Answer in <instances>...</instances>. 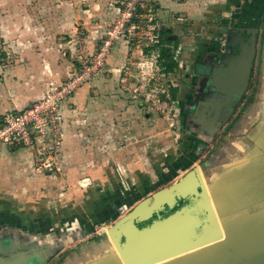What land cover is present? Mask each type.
Returning a JSON list of instances; mask_svg holds the SVG:
<instances>
[{
    "label": "rangeland",
    "instance_id": "obj_1",
    "mask_svg": "<svg viewBox=\"0 0 264 264\" xmlns=\"http://www.w3.org/2000/svg\"><path fill=\"white\" fill-rule=\"evenodd\" d=\"M124 2L126 0H0V68L24 65L29 62H25V56L30 53L39 56L48 49L63 56L60 63H64V73L68 75L52 88L64 86L87 68L92 69L90 77L81 85L88 87L78 103L73 101L77 89L64 100L65 135L62 144L53 149L55 167L51 175L42 176L47 196L40 207L37 206L47 210L41 213V222L46 228L54 226L52 221L62 223L65 220L64 225L73 221L77 229L75 234L83 228L97 232V238L87 240L101 239L99 235L103 236L118 218L158 190L168 189L173 193L178 187L188 190L189 182L195 180V168L201 170L203 155L228 132L229 124L235 120L232 116L226 118L229 124L210 143H206L203 136L197 137L202 130L208 133L206 121L201 116L205 104L215 99L213 85L220 80L221 69L230 67L229 61H221L222 57L231 50L234 55L242 53L246 44V39L241 43L237 38L242 34L241 27H236L238 35L235 31L229 32L230 37L226 34L227 42L218 50L214 44L205 45L209 38L200 39L201 35L196 34L198 29L192 28L184 18L174 16L169 21L166 17H154L157 8L152 0L150 12L138 26L121 30ZM61 6L63 11L59 12ZM105 10L113 14L104 18L98 13L100 17L94 15L97 11L104 14ZM152 10L155 13L152 14ZM71 12L76 16L78 12L83 13L90 25L102 27H95L97 29L92 32L87 25H82V17H79L80 23L71 24ZM259 14H264V4ZM166 28H172L177 35L188 32V37H192L180 39L179 46H169L179 63L169 76L156 66L158 52L152 56V51H146L156 44L159 32ZM260 36L256 33L257 67L263 55L264 30ZM119 43H123L132 58L121 76L106 70L110 54L120 47ZM215 59L218 64L216 70H212L214 81L197 79L195 75L200 64H211L215 68ZM133 61L143 62L148 71L131 64ZM41 64L48 66L44 60ZM45 68L47 71L48 67ZM172 88L177 89L174 98ZM211 108L213 115L215 108ZM74 131L79 140L73 138ZM184 177L190 181L180 183ZM109 197L111 213L105 216L102 215L104 203ZM32 200L31 204H39L36 197ZM51 210L55 215L50 219L48 212ZM93 212L97 213V222L91 217ZM43 239H47L50 246L55 238ZM64 240L69 241V238L64 236ZM85 242L77 241L64 251L58 248L49 264H60L65 256L72 254L74 246H83Z\"/></svg>",
    "mask_w": 264,
    "mask_h": 264
},
{
    "label": "crops",
    "instance_id": "obj_2",
    "mask_svg": "<svg viewBox=\"0 0 264 264\" xmlns=\"http://www.w3.org/2000/svg\"><path fill=\"white\" fill-rule=\"evenodd\" d=\"M153 1V6L157 8L156 13L152 10V14L155 13L154 17L155 15L160 18L166 17L169 21L174 16H179V19L184 18L192 28L198 29L199 33L196 34L201 35L200 39L209 38L205 41V45L214 44L218 50H221L219 49L221 44L226 43L228 39L226 34L230 37L229 32L235 31L238 35L240 27L243 35L237 38L242 40L241 43L246 39L244 45H247L242 47V53L238 55H234V50H231L225 58L222 57L221 61H229L230 67L221 69L220 80L213 85L215 99L212 104L207 102L204 107V115L201 117L206 121L205 128L208 129V133L204 130L199 132L205 142L210 143L229 124L226 123V118L231 116L235 118L229 124L228 132L220 136V140L216 141L213 148L206 151L203 155L204 160L200 162V172L208 183L232 243L225 247V243L223 244L221 240L211 247L200 248L158 264H264V48L261 64L258 67L259 55L255 53L256 33H259L260 38L264 30V14H259L264 0ZM60 9L59 12L63 11V6ZM109 11L105 10L104 14L97 11L94 15L98 17L102 15L104 18L113 14ZM82 15L83 13L79 14V12L77 16L72 13L70 23L73 24L74 21L80 23L79 17H82V25H87L90 31L94 32L97 29L95 27H102L99 24L90 25L88 17ZM243 28L247 30L243 31ZM166 29L173 31L172 28ZM188 34L185 32L177 35L173 31L178 46L181 40L192 38L188 37ZM249 35L251 37H248ZM217 38L221 39V42L217 41ZM210 39L212 41L207 42ZM119 44L122 49L116 47L113 50L106 70L121 76L132 58L123 43ZM148 49L146 51H152V56L157 53L156 50ZM47 50L39 56L33 53L25 56L27 60L25 62H29L24 65L0 68V118L9 111L31 106L44 97L52 89L51 86L66 79L68 75L64 73L66 70L64 63H60L63 56ZM42 60L48 63V66H43ZM215 62V68L211 64L202 62L199 70L196 71V78L202 81L209 78L213 82L212 70H216L218 59H215ZM130 63L140 65L142 70L148 71L143 62ZM245 65L249 67V78L245 89L241 90L240 75ZM45 67H48L47 71ZM255 77L256 81L253 82ZM87 87V85L79 87L73 101L78 103L77 100L83 97ZM210 106L215 108L213 115L210 113ZM72 135L79 140L75 131ZM203 147V145L200 147V151ZM37 153L36 150L29 148L0 147V264H49L52 257L46 256L48 241L43 239L48 236L55 238L51 240L50 245L57 243L61 245L59 248L62 251L77 241H87L83 246H74L70 252L72 254L65 256L60 264H124L108 230L103 236L98 234L101 239L87 240L90 237L97 238L98 236H95L97 232L83 228L82 232L75 234L77 229L73 227V221L70 223L72 228L69 227L68 222L64 225L65 220L62 223L52 221L54 224L52 228H46V224L41 222V213H47L46 209L37 208L47 196L44 191L47 186L42 176L43 174L50 176L51 171L37 168ZM192 166L195 167L196 163ZM33 196L39 201V204H34L36 207L31 204ZM173 199H170V206L166 208L173 207ZM111 205L109 197L105 200L102 215L111 213ZM48 214L50 219L55 215L53 210ZM96 214L93 212L91 216L94 222H97ZM160 216L164 218L168 215L163 211L154 213L152 218L138 226H146L153 220L160 219ZM55 219L57 221V218ZM64 236H67L69 241L64 240Z\"/></svg>",
    "mask_w": 264,
    "mask_h": 264
},
{
    "label": "water",
    "instance_id": "obj_3",
    "mask_svg": "<svg viewBox=\"0 0 264 264\" xmlns=\"http://www.w3.org/2000/svg\"><path fill=\"white\" fill-rule=\"evenodd\" d=\"M242 70L240 75L241 90L246 87L249 67L245 65ZM195 172L197 179L201 181L197 168H195ZM188 181L190 179L184 177L181 178L180 183ZM202 188V194H198L204 197L205 202L199 201L198 205L202 210L208 212L207 219H201L197 214H194L196 210L194 206H183L173 214L164 218L160 216V219L153 220L146 226H138L152 218L154 213L164 211L166 207L170 206L171 198H185L188 194L187 188L178 187L175 188L174 193L168 189L154 192L151 198L140 201L127 215L121 217L110 227L108 233L124 264H158L200 248L211 247L221 240L223 244L225 243V247L227 244H231L232 239L228 235L224 222L221 219L223 227L219 228L203 185ZM161 192L164 194L157 197ZM143 204H147V207L142 213H139L138 209ZM59 247L61 245H57V243L48 245L46 256L52 257Z\"/></svg>",
    "mask_w": 264,
    "mask_h": 264
},
{
    "label": "built area",
    "instance_id": "obj_4",
    "mask_svg": "<svg viewBox=\"0 0 264 264\" xmlns=\"http://www.w3.org/2000/svg\"><path fill=\"white\" fill-rule=\"evenodd\" d=\"M151 2L152 0H126L119 25L121 30L138 26L139 21L150 12ZM91 70L87 68L68 80L64 86L52 88L31 106L4 114L0 118V147L36 150L37 168L52 171L55 167L53 149H57L63 139L64 100L81 87L92 74Z\"/></svg>",
    "mask_w": 264,
    "mask_h": 264
},
{
    "label": "flooded vegetation",
    "instance_id": "obj_5",
    "mask_svg": "<svg viewBox=\"0 0 264 264\" xmlns=\"http://www.w3.org/2000/svg\"><path fill=\"white\" fill-rule=\"evenodd\" d=\"M199 136L201 137L202 135L199 133L197 135V137H199ZM189 183L190 184H189L187 196L185 198L175 197L172 200V203H173L172 206L173 207H170L171 209L170 208L169 209L165 208L163 213L167 212V215H170V214H173L174 212H176L178 209H180L183 206H186V207L194 206L196 208L194 214H197L198 217H200L201 219H207L208 212H206L205 210H202L201 207L198 205L199 201L205 202L204 197L202 195L201 196L199 195V194H202V192H203L202 181H199L197 179L196 175H195V180H193L192 182H189ZM204 189H205L206 193H207L206 189L208 190V193L210 195V197L208 196V198L211 200V202L210 201L209 202L211 203V206L213 207V212L215 213V218H216V221H217V225L219 226V228H221L222 227L221 215H220V213L218 211V206L215 203L212 194L210 193V190H209V187H208V183H207L206 180H205ZM145 205H147V204H145ZM199 232H201L200 229H199Z\"/></svg>",
    "mask_w": 264,
    "mask_h": 264
},
{
    "label": "trees",
    "instance_id": "obj_6",
    "mask_svg": "<svg viewBox=\"0 0 264 264\" xmlns=\"http://www.w3.org/2000/svg\"><path fill=\"white\" fill-rule=\"evenodd\" d=\"M171 45L177 46L178 41L171 29H163L159 32V38L156 44L150 46L148 49L149 51L156 50L158 52L157 66L160 68L161 72L166 75L173 73L179 65L177 58L171 52V48H169ZM176 91V88H172L173 98Z\"/></svg>",
    "mask_w": 264,
    "mask_h": 264
},
{
    "label": "bare ground",
    "instance_id": "obj_7",
    "mask_svg": "<svg viewBox=\"0 0 264 264\" xmlns=\"http://www.w3.org/2000/svg\"><path fill=\"white\" fill-rule=\"evenodd\" d=\"M199 176H200V179H201V181H202L203 186L205 187V179H204V176L202 175L201 172H200ZM206 191H207V196L210 197V195H209L207 189H206ZM208 199H209V198H208ZM209 201L211 202L210 199H209ZM146 207H147V206H146L145 204L141 205V207L138 209V212H139V213H142V212L146 209Z\"/></svg>",
    "mask_w": 264,
    "mask_h": 264
}]
</instances>
